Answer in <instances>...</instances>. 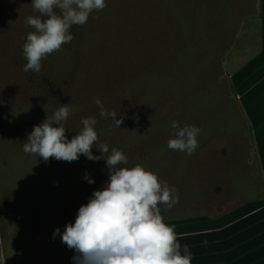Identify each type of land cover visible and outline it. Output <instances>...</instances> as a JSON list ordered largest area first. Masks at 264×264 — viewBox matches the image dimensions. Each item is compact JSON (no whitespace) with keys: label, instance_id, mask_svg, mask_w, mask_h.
Returning <instances> with one entry per match:
<instances>
[{"label":"rangeland","instance_id":"374dc122","mask_svg":"<svg viewBox=\"0 0 264 264\" xmlns=\"http://www.w3.org/2000/svg\"><path fill=\"white\" fill-rule=\"evenodd\" d=\"M199 2L105 0L106 7L91 18L95 33L85 43L112 85L98 98L123 119L119 128L107 119L118 132L114 145L128 157L123 166L140 164L178 190L179 203L167 213L161 209L166 224L236 213L245 203L264 201L257 131L239 96L244 67L260 49V33L235 31L240 17L233 10ZM26 3L0 0V264H74L76 252L62 242V234L94 191L105 188L108 169L103 159L91 167L85 156L71 163L51 158L50 173L42 168L43 159L23 151L29 127L41 124L44 110L26 107L22 78L7 68L3 17L8 13L10 25L25 27L26 37ZM246 23L256 28L258 17ZM99 111L95 103L81 105L68 124L79 122L81 112L103 120ZM173 121L201 129L192 155L167 147ZM45 190L48 197L38 199ZM57 228L60 234L54 236Z\"/></svg>","mask_w":264,"mask_h":264},{"label":"clouds","instance_id":"9594fccd","mask_svg":"<svg viewBox=\"0 0 264 264\" xmlns=\"http://www.w3.org/2000/svg\"><path fill=\"white\" fill-rule=\"evenodd\" d=\"M31 7L40 16L26 17V23L34 31L27 35L23 45L27 60L23 71L39 74L42 60L74 39L70 29L86 24L90 14L103 10L106 3L33 0ZM95 104L101 118H111L118 128L123 124V119H117L115 110L106 108L100 98H96ZM70 112V105H60L42 124L34 126L23 143V151L45 162L55 158L71 163L81 155L90 161H106L109 180L105 188L94 191L89 202L79 208L75 223H68L62 234V242L76 252L74 264H192L189 248L184 246L182 254L174 227L164 222L158 207L175 204L178 190L140 164L124 167L129 160L123 151L112 148L108 154L107 143L99 142L95 117L84 118L82 130L68 140L64 124ZM171 128L173 134L167 147L192 155L198 147L201 129L195 125L181 127L179 121H173ZM94 147L103 156H94ZM84 179L89 184L95 183L87 174ZM59 234L57 228L54 236Z\"/></svg>","mask_w":264,"mask_h":264},{"label":"crops","instance_id":"0c3cea01","mask_svg":"<svg viewBox=\"0 0 264 264\" xmlns=\"http://www.w3.org/2000/svg\"><path fill=\"white\" fill-rule=\"evenodd\" d=\"M195 1V0H194ZM200 4H203L201 0ZM209 1V0H202ZM213 7L233 10L239 18L235 31H259L260 49L245 65V83L239 90L243 108L257 131L261 168L264 176V0H211ZM218 2V3H217ZM198 3L194 5L197 7ZM258 17L256 28H249L248 17ZM241 93V94H240ZM264 201L245 203L238 211L214 217H186L172 221L178 243L187 246L192 264H264Z\"/></svg>","mask_w":264,"mask_h":264},{"label":"trees","instance_id":"16d2710c","mask_svg":"<svg viewBox=\"0 0 264 264\" xmlns=\"http://www.w3.org/2000/svg\"><path fill=\"white\" fill-rule=\"evenodd\" d=\"M32 3L33 0H27V8H24L23 11L26 14L27 11L30 12L29 16H40V14L31 7ZM12 5L17 6L18 4L14 2ZM18 12L20 11L18 10ZM57 12H59V10H57ZM95 13L96 11L90 14L86 24L82 26L74 25L70 29L74 39L70 43L62 45L60 51H57L49 55L47 59L42 60V70L39 74L31 71L25 73L23 71V67L27 63V60L23 55V45L26 42L27 35L30 32H33L34 29L31 26H28L30 30L26 37L23 38L22 31L25 30V27L15 28L14 25H10L11 15L8 13L7 17H3V19L7 20V68L9 71L10 69L14 70L13 72L18 76L20 75V79L22 78V90L25 95L24 104L26 107L34 106L37 107V110H39V108L44 110V112H41L44 117L41 116L40 118L41 124L48 118V116H51L60 105H70V114L73 112L76 113L79 111L81 105L94 104L96 98L99 97V94L104 95L102 93H104V91L107 92L106 90L112 87V85L108 86L107 82L104 81L105 73L99 69V65L98 67L96 66L98 61L95 65V62L91 60V52H86V40L90 36L89 34L92 35L95 33V30L92 28L94 21L91 19L95 16ZM17 17H19V15H17L16 18ZM41 19H46V17H41ZM17 21L18 20L15 21L14 18V22ZM0 25H2L1 20ZM115 56L116 51L113 50L112 57L115 58ZM76 108H79L78 111ZM78 116H81L79 122L75 121L73 123L70 120L71 125H69L68 119L64 124V127L66 128L65 134L68 140H71L83 128L82 120L85 117L82 112L81 114H78ZM32 119L33 117L28 122L32 121ZM29 128L31 130L29 132H32L34 129V127ZM29 128L27 129L29 130ZM113 128L114 125H112L111 121L107 119L98 120V123L95 126L99 142L107 143L109 147L108 154L111 153L112 148L118 150L120 148L119 144L114 145V141H112L114 135H118V132L115 133V131L112 130ZM96 147H98V144ZM92 154L94 156H103V153L98 151L95 147L92 150ZM108 154H106V157ZM81 157L84 159L83 155H81L80 158ZM86 160V163L91 167L96 166L100 161H90L87 157ZM41 166L42 168L47 169L50 173L53 171V166L45 161L41 162ZM105 167L107 168V166ZM47 195L48 191L45 190L40 196H38V199L47 198ZM178 196L179 195H177V197ZM178 203L179 201L177 200V202L171 207L163 205L160 209L167 213L170 208L175 207Z\"/></svg>","mask_w":264,"mask_h":264}]
</instances>
